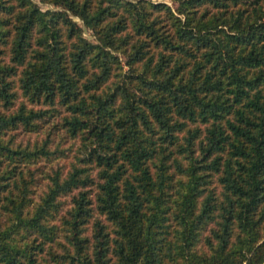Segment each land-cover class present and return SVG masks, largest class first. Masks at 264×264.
<instances>
[{
	"label": "trees",
	"instance_id": "16d2710c",
	"mask_svg": "<svg viewBox=\"0 0 264 264\" xmlns=\"http://www.w3.org/2000/svg\"><path fill=\"white\" fill-rule=\"evenodd\" d=\"M171 1L0 0V264H264V0Z\"/></svg>",
	"mask_w": 264,
	"mask_h": 264
},
{
	"label": "rangeland",
	"instance_id": "374dc122",
	"mask_svg": "<svg viewBox=\"0 0 264 264\" xmlns=\"http://www.w3.org/2000/svg\"><path fill=\"white\" fill-rule=\"evenodd\" d=\"M34 1L37 2V0H34ZM134 1H135V0H134ZM152 1H164V2H166V3H168V4H170V5L173 4L171 0H152ZM41 7H45V6H44V5H41ZM84 35H85L86 37H88V38L91 39V37L89 36V31L85 30ZM23 136L29 138V136H26V135H23ZM40 136H41V135H39V137H40ZM30 137H31L32 139H34L36 136H35V135H32V136H30ZM63 146H64V145H63ZM68 155H69V152H67V155H66V156H68ZM69 156H71V155H69ZM69 156H68V157H62L61 159L58 160V162H59L60 164H67V162L69 161Z\"/></svg>",
	"mask_w": 264,
	"mask_h": 264
}]
</instances>
